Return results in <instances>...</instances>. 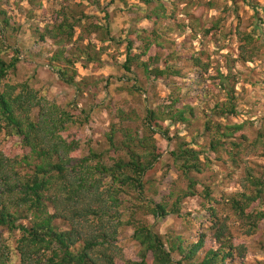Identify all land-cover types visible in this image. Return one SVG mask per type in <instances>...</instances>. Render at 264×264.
I'll return each mask as SVG.
<instances>
[{"label":"rangeland","instance_id":"1","mask_svg":"<svg viewBox=\"0 0 264 264\" xmlns=\"http://www.w3.org/2000/svg\"><path fill=\"white\" fill-rule=\"evenodd\" d=\"M155 9L160 17L149 18ZM65 18L72 24L71 38L56 30ZM256 24L262 29H256ZM246 34L252 35L251 42L245 39ZM0 38L9 48L20 50V61L5 82L28 83L41 105L54 103L69 116L64 136L80 143L73 156L108 149L107 133L112 129L119 141L125 129L144 134L143 119L148 109H185L188 122L164 120L172 141L160 134L154 136L164 154L146 174V193L150 199L163 201L172 190L187 188V180L171 155L180 141L196 149H208L202 155L204 171L195 174L197 193L183 200L187 212L183 216L158 219L138 209L133 219L154 224L161 234L180 235L185 244L203 237L202 258L210 248L219 247L209 210L214 207L220 220H227L234 244L245 248L242 254L235 251L226 264H264V220L256 233L248 235L244 221L223 202L242 190L243 161H250L258 170L256 174L262 172L264 146L258 144L238 166L228 152L209 151L215 128L205 132L206 121L212 117L214 125L244 123L248 139L258 137L264 121V0H0ZM129 41L137 58L128 71L124 63ZM145 41L151 44L146 51ZM196 56L206 67L195 64ZM143 63L149 70L169 65L180 75L148 76ZM60 69L74 77V84L62 78ZM222 73L230 76L229 85L235 88L237 102L238 114L227 117L215 111V106L227 100L219 85ZM187 105L194 107L193 114ZM0 152L21 158L29 148L20 137H7L0 131ZM117 156L110 150L102 161L112 164ZM206 185L211 187L212 201L203 196ZM136 202L134 196H122L124 223L119 228L116 244L120 257L115 264L139 259L134 225L128 224ZM249 209L264 211V198ZM57 225L60 229L68 227L62 220ZM18 237V233L0 227L1 241L12 248L11 264L20 261Z\"/></svg>","mask_w":264,"mask_h":264},{"label":"trees","instance_id":"2","mask_svg":"<svg viewBox=\"0 0 264 264\" xmlns=\"http://www.w3.org/2000/svg\"><path fill=\"white\" fill-rule=\"evenodd\" d=\"M156 10L148 17H160ZM255 28L262 29L258 24ZM56 30L65 33L67 38L72 36L68 18ZM245 39L251 42L252 35L246 34ZM145 44L146 51L151 44L147 41ZM8 48L0 38V131L7 137H20L29 153L19 158L0 152V227L11 234H19L16 247L19 264H115L120 257L116 242L119 228L124 223L120 207L125 194L134 196L137 201L128 224L134 225L133 238L140 246V252L138 260L127 259L124 264H226V260L235 256V251L245 252V248L234 244L227 220L222 222L214 207L209 210L214 218L219 247L210 248L202 258L203 237L185 244L180 235L161 234L154 224L133 219L138 209L158 219L168 215L183 216L187 214L182 207L183 200L197 193L199 181L195 174L204 171L202 155L208 149H196L186 141L178 142L171 155L187 180V188L172 190L163 201L150 199L146 193V174L164 154L154 136L160 134L172 141L164 120L188 122L185 109L176 112L148 109L143 119L144 134L125 129L123 139L119 141L116 130L112 129L107 133L108 149L90 150L82 157L73 156L80 143L64 136L69 116L54 103L41 105L36 91L28 83L5 82L20 61V50ZM132 50L133 44L129 41L124 63L128 71L137 58ZM193 60L197 66L206 67L200 56ZM148 67L143 63V72L148 76L180 75V71L169 65L165 69L149 70ZM59 72L64 80L74 84V77L68 76L65 69ZM219 79L227 100L215 106V111L224 117L238 114L235 88L229 85L230 76L222 73ZM77 85L76 82V87L81 89ZM37 108L39 111L35 115ZM186 108L193 114L194 107L187 105ZM212 120V117L208 118L205 124V132H211L213 127L216 132L212 135L209 151L228 152L238 166L251 150L256 151L258 144L264 146V121L257 139L250 141L243 132L244 123L214 125ZM110 150L118 156L113 158L112 164H106L102 158ZM206 155L208 160V153ZM243 163L242 190L225 197L223 202L244 221L246 234L252 235L264 220V211L249 209L264 198V166L262 172L256 174L258 170L250 161ZM203 192L207 200H213L209 185ZM58 220L66 221L67 229H60ZM262 252L264 254V247ZM11 254L12 248L0 238V264H11ZM175 255L180 258L176 259Z\"/></svg>","mask_w":264,"mask_h":264}]
</instances>
